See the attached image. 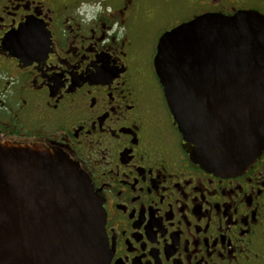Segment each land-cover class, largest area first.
Here are the masks:
<instances>
[{"label":"flooded vegetation","instance_id":"obj_1","mask_svg":"<svg viewBox=\"0 0 264 264\" xmlns=\"http://www.w3.org/2000/svg\"><path fill=\"white\" fill-rule=\"evenodd\" d=\"M244 11L264 0H0V145L79 164L109 264H264V153L235 177L196 165L154 63L174 28Z\"/></svg>","mask_w":264,"mask_h":264},{"label":"water","instance_id":"obj_2","mask_svg":"<svg viewBox=\"0 0 264 264\" xmlns=\"http://www.w3.org/2000/svg\"><path fill=\"white\" fill-rule=\"evenodd\" d=\"M159 41L155 72L190 158L217 176L248 171L264 153V16L203 15ZM105 222L67 154L0 145V264H109Z\"/></svg>","mask_w":264,"mask_h":264}]
</instances>
